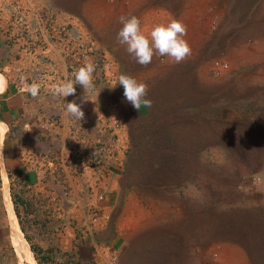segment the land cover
<instances>
[{"label": "crops", "instance_id": "0c3cea01", "mask_svg": "<svg viewBox=\"0 0 264 264\" xmlns=\"http://www.w3.org/2000/svg\"><path fill=\"white\" fill-rule=\"evenodd\" d=\"M10 3L0 0V132L4 146L0 172L39 187L56 158L70 155L72 159L80 152L86 180L91 183L89 158L96 146H104L97 174L103 197L96 203L100 211L96 235H110L117 242L128 238L122 246L110 245L116 254L113 264H199V255L194 254L198 248L170 244L168 229L153 221H178L182 213L168 207L182 205L185 190L199 188V157L209 150L210 136L214 141L216 104L220 102L208 60L192 58L197 48L189 44L191 55L182 63L158 55L146 67L135 63L117 42L118 18L135 15L145 35L154 25L168 23L151 22L152 6L136 8V0H85L78 8L69 0H20L24 9L15 12ZM89 5L95 7L93 13L85 10ZM27 9L57 14L61 23L71 24L91 38L110 61L114 81L105 83L96 76L91 92L85 93L81 86L76 95L65 98L54 95L51 86L41 85L40 72L52 73L59 80L65 76L64 63L54 51L48 54L47 64L43 61L39 46L29 29H22L23 21L17 16L24 17ZM188 31L186 41L194 38H189ZM23 58L31 62L27 72L21 70L25 69ZM120 74L147 84L150 107L141 105L138 112L126 101L123 87L117 83ZM33 82L40 85L35 98L25 91V85ZM70 101L81 106L83 120L66 115L65 103ZM46 164L48 168L43 167ZM52 178L48 176L49 182L57 185ZM148 224L149 232L143 229ZM132 226L138 229L128 230ZM3 233L2 226L0 238Z\"/></svg>", "mask_w": 264, "mask_h": 264}, {"label": "rangeland", "instance_id": "374dc122", "mask_svg": "<svg viewBox=\"0 0 264 264\" xmlns=\"http://www.w3.org/2000/svg\"><path fill=\"white\" fill-rule=\"evenodd\" d=\"M83 1L69 0L76 8ZM142 4L152 6L151 22L175 18L186 25L189 38L194 37L187 43L197 48L192 58L208 60L220 100L214 141L210 136L209 150L199 157V188L185 190L183 204L168 207L182 213L178 221L153 223L168 229L170 244L198 248L194 254L199 255V264H264V182L258 183L255 175L264 171V0H136V8ZM9 5L13 6L12 0ZM85 10L93 13L95 7L89 5ZM36 13L40 20L50 17L56 24L63 22L45 10ZM36 13L17 15L30 35ZM47 35L42 28L41 36ZM46 40L41 39L40 50L47 46ZM54 52L63 63L58 44ZM30 63L25 60L21 70L27 72ZM70 157L56 158L49 168L52 174L46 169L39 187L0 172V227L4 230L0 264H19L3 212L2 188L34 263L113 264L116 254L110 245L122 246L128 238L117 242L110 235L97 236V222L85 220L90 204L98 207L94 193L101 186H89L80 152ZM48 176L55 177L58 184H51ZM192 185H196L195 179ZM149 224L143 229L148 231ZM135 229L137 226L128 228ZM147 240L153 242L152 237Z\"/></svg>", "mask_w": 264, "mask_h": 264}, {"label": "clouds", "instance_id": "9594fccd", "mask_svg": "<svg viewBox=\"0 0 264 264\" xmlns=\"http://www.w3.org/2000/svg\"><path fill=\"white\" fill-rule=\"evenodd\" d=\"M121 27L117 32V42L125 47L131 59L142 67L152 63L154 55L167 56L171 62L179 64L191 55V48L184 37L187 34L186 25L173 18L166 24H156L151 31L145 35L141 30V22L135 15H121L118 18ZM95 65L91 62L85 63L74 71V79L53 85L54 95L67 97L75 95L74 85H80L86 92L94 89L93 73ZM119 85L123 87V96L132 107L140 112L141 105L151 106V100L147 99L148 86L143 82H138L135 78L127 74H120ZM116 85L110 89H114ZM40 85L31 83L25 85V91L33 98L39 94ZM99 94V93H98ZM97 94V96H98ZM66 115L81 121L84 119V112L79 104L74 101L65 103ZM3 126L0 125V128ZM25 131H31L26 129ZM3 134L0 132V155H3ZM257 182H264V171L257 172Z\"/></svg>", "mask_w": 264, "mask_h": 264}, {"label": "built area", "instance_id": "2783aa9c", "mask_svg": "<svg viewBox=\"0 0 264 264\" xmlns=\"http://www.w3.org/2000/svg\"><path fill=\"white\" fill-rule=\"evenodd\" d=\"M13 1V11H22L24 7L20 4V0H12ZM13 12V13H14ZM27 13H36L32 9H27ZM34 21H32V25L30 26L32 30V41L39 45L41 43V39H47L45 42L47 44L46 47L43 48V61L48 63V54H50L55 49V45L58 44L60 46V55L62 56L63 63H64V72L65 76L56 80V75L52 74L49 75L45 71L40 72L37 77L41 85H49L51 89H53V85H57L61 82L67 80L74 79V71L77 70L79 67L85 64L87 58H91L90 62L95 65V71L93 73V80L97 76L102 82L110 83L113 82L115 76L111 71V63L106 58V56L96 48L93 40L89 38L87 35L81 33L77 28H74L71 24L68 23H60L56 24L55 20L48 17L46 20H40V17L37 15L34 16ZM42 28L48 31V35L46 38L41 36ZM76 88L75 95L79 92L81 86L74 85ZM103 146V145H101ZM105 154L104 146L102 147H95L91 156L88 161L87 168L91 170L90 178L92 182L89 186H96L100 185L99 179L97 180V174L100 170L98 167L99 163L102 161V156ZM99 169H98V168ZM99 175V174H98ZM94 183V184H93ZM93 184V185H92ZM92 190V187H90ZM95 196V202L102 200L103 191H99ZM91 205V209L89 207V212L87 213L85 220L92 222L95 224L97 222L98 225V208L95 205ZM88 234H91L92 229L91 227L87 230Z\"/></svg>", "mask_w": 264, "mask_h": 264}, {"label": "bare ground", "instance_id": "6f19581e", "mask_svg": "<svg viewBox=\"0 0 264 264\" xmlns=\"http://www.w3.org/2000/svg\"><path fill=\"white\" fill-rule=\"evenodd\" d=\"M4 181L5 179L3 177V182ZM5 190V188H2V196L4 199V209L6 211L9 224V232L12 240L11 243H13L15 255L19 261V264H23L25 260H27V264H36L34 263L32 255L30 254L26 242L23 239V236L21 235V232L16 224V220L12 212L11 202Z\"/></svg>", "mask_w": 264, "mask_h": 264}, {"label": "trees", "instance_id": "16d2710c", "mask_svg": "<svg viewBox=\"0 0 264 264\" xmlns=\"http://www.w3.org/2000/svg\"><path fill=\"white\" fill-rule=\"evenodd\" d=\"M4 209V208H3ZM6 220H7V218H6ZM33 253H34V251L33 250H31Z\"/></svg>", "mask_w": 264, "mask_h": 264}]
</instances>
